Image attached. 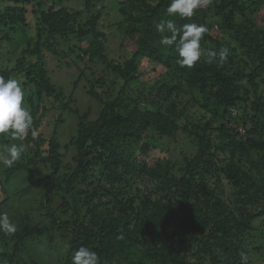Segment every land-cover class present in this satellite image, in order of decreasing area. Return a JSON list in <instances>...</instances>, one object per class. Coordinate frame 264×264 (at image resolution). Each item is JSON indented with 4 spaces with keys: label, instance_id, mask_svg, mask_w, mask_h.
Listing matches in <instances>:
<instances>
[{
    "label": "trees",
    "instance_id": "1",
    "mask_svg": "<svg viewBox=\"0 0 264 264\" xmlns=\"http://www.w3.org/2000/svg\"><path fill=\"white\" fill-rule=\"evenodd\" d=\"M102 1L84 0L81 9L70 11L63 0L51 6L43 0H0L5 5L0 32L7 28L0 54L3 41L29 28L28 7L38 13L37 41L19 42L27 47L12 67H4L0 55V76L26 78L37 130L50 111L45 98H65L49 76L44 53L66 56L56 50L59 39L79 42L72 50L88 58L92 67L85 69L101 67L124 83L116 95L112 85L104 98L97 88L105 78L90 80L86 92L101 112L91 120L90 111L72 109L77 130L65 146L58 132L64 116L54 137H26L27 151L6 169L3 184L21 171L31 172V183L19 193L40 189V210L50 224L22 235L0 234L5 250L0 256L7 264H30L25 257L16 262L27 249L26 238L55 232L67 245L58 264H71L72 251L81 245L96 251L101 264H240L241 251L249 264H264V0H211L191 20L168 17L171 0H122V18L114 24L122 35L118 59L109 54L102 12L84 19ZM168 19L177 27L206 25L202 48L229 47L227 62L207 64L202 57L191 69L180 67L174 46L161 45L156 30ZM145 61L163 65L165 72L147 83ZM177 135L187 137L196 154L181 164L168 158L148 164L158 143L168 145ZM70 148L73 156L65 159L63 149ZM42 165L48 176L36 173ZM255 235L260 238L252 248ZM253 252L262 260L255 262Z\"/></svg>",
    "mask_w": 264,
    "mask_h": 264
},
{
    "label": "rangeland",
    "instance_id": "2",
    "mask_svg": "<svg viewBox=\"0 0 264 264\" xmlns=\"http://www.w3.org/2000/svg\"><path fill=\"white\" fill-rule=\"evenodd\" d=\"M47 6H51L57 0H43ZM64 6L72 10H78L83 7L84 0H63ZM120 1L122 0H103L102 2L95 3L96 7L84 16V19H87L89 15L96 14L97 11L102 12V17L100 20V27L104 28L108 34L110 41L108 43V51L112 58L118 59L121 57V39L122 35L117 30V27L114 24L118 23L121 20L122 15L120 13ZM5 5L0 6V11L4 9ZM29 13L27 19L29 21V28L21 34L20 32L12 34L15 40L8 42H2V64L4 67H12L15 64V60L21 55L23 49L26 45H18L24 39H33L35 43L37 41L36 36V24L38 21V13L32 11V6L28 7ZM262 18L260 15L259 20ZM216 28V26H215ZM7 33V28H4L0 32V38L4 37ZM26 34V35H25ZM63 40V39H62ZM59 39V45H57L56 50L64 52L66 56H56L50 53V51H44L46 55V64L49 70V76L52 78V82L57 86L58 89H62L65 95L63 100L57 101L52 97L45 98V105L50 108L49 113H47L38 126V134L35 137H41L43 139H50L54 137L55 127L58 124L61 116H64V122L59 127V139L63 146L69 141L70 137L75 134L77 130V117L72 113V109L78 108L82 113H87L90 111V119H96L101 112L102 106L96 100L91 98L86 92V86L89 85L90 80L93 78L101 79L105 78V84L102 87L97 88L99 93H103L104 98L110 97L109 91H113L112 85L115 86L114 94L121 89L124 85L121 79H118L113 75H105L103 73V68L99 67L98 69H85L92 67L91 64H88L89 60L87 57L85 59H80L78 56L81 55L78 49L74 51V45H79V42L76 40L73 42H65ZM25 44V43H22ZM123 47L127 48V51H131L130 46ZM74 51V52H73ZM143 65L146 68L147 74L144 78L147 83H151V80L158 77L161 73L165 72V67L163 65H158L154 62L148 63L144 62ZM82 70H85V73L82 74ZM94 73V74H93ZM20 78L23 84L24 89L26 90V102L31 110L29 97L31 92L28 87H25L24 83L26 78ZM80 79L82 81L75 88V83ZM107 92V93H106ZM129 92V90H126ZM264 92V90H263ZM73 95V97H72ZM73 98V100H71ZM68 107V109L66 108ZM7 140L6 137H0V144L2 140ZM24 142V141H23ZM166 142V141H164ZM168 142V141H167ZM25 143V142H24ZM46 146L43 147L45 149ZM63 154L68 158L73 156V148L63 149ZM196 154V149L193 146L192 142L182 135H177L176 139L172 142L169 141L168 145L163 142L158 143L157 148L149 154L147 157L148 164H153L159 159H170L172 161H177L181 164L184 157L190 156L193 157ZM7 168H0V212H7L12 220L17 223L18 230L16 233L20 235L34 229L38 225H48L50 224L49 220H45L42 216L44 214L43 210H40V204L42 197L40 195L41 190L34 188L32 192L29 193H19L21 186H27L31 183L33 175L31 172L21 171L14 175L13 180L9 185L3 184L5 181V171ZM36 173L39 176H48L50 170L48 167L39 166L35 169ZM5 175V176H4ZM28 179L24 184L22 180ZM30 180V181H29ZM29 182V183H28ZM55 203L58 204L56 201ZM56 204V205H57ZM57 207V206H56ZM256 237V238H255ZM252 239L249 246L252 248L258 244L257 239L260 236H256ZM60 234L57 235L55 232L45 234L44 237H28L25 242L27 243V249L24 252H21L16 256V262L25 257V261L30 264L37 262L38 264H58L60 260L64 257L67 245L65 241L60 239ZM64 241V242H63ZM16 242L12 243V246ZM251 248V249H252ZM22 249V246H21ZM5 252L3 246L0 245V254ZM11 252V250H10ZM253 259L255 262L262 260V256L255 252L252 253ZM5 259L6 261H4ZM0 264H7V259L0 256ZM23 264V263H18ZM259 264V263H258Z\"/></svg>",
    "mask_w": 264,
    "mask_h": 264
},
{
    "label": "clouds",
    "instance_id": "3",
    "mask_svg": "<svg viewBox=\"0 0 264 264\" xmlns=\"http://www.w3.org/2000/svg\"><path fill=\"white\" fill-rule=\"evenodd\" d=\"M211 0H171L166 8L168 17H178L181 20H191L197 10L207 7ZM156 30L161 34L160 44L172 47L177 54L176 63L182 68H193L202 57L207 64H224L227 62L230 49L222 46L218 51L202 48L201 41L209 32L206 25L201 23H185L177 27L172 19L161 20L156 24ZM26 90L22 81L17 77L5 79L0 76V137L9 140L0 144V168H11L20 161L27 151L23 141L31 133L37 136L34 127V117L25 99ZM18 230L17 223L7 212H0V234L5 237L13 236ZM71 264H101L96 251L81 245L72 251ZM240 264H249L246 252L239 253Z\"/></svg>",
    "mask_w": 264,
    "mask_h": 264
}]
</instances>
